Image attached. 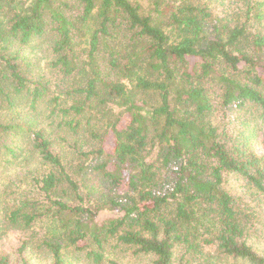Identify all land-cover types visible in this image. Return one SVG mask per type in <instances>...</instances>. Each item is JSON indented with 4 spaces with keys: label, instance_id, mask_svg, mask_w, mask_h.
I'll return each mask as SVG.
<instances>
[{
    "label": "trees",
    "instance_id": "obj_1",
    "mask_svg": "<svg viewBox=\"0 0 264 264\" xmlns=\"http://www.w3.org/2000/svg\"><path fill=\"white\" fill-rule=\"evenodd\" d=\"M244 4L0 0V264H264L224 185L264 198V1Z\"/></svg>",
    "mask_w": 264,
    "mask_h": 264
},
{
    "label": "rangeland",
    "instance_id": "obj_2",
    "mask_svg": "<svg viewBox=\"0 0 264 264\" xmlns=\"http://www.w3.org/2000/svg\"><path fill=\"white\" fill-rule=\"evenodd\" d=\"M141 1L144 4L146 3V0H141ZM249 1L261 2L264 0H249ZM205 2L213 10L214 14H216L219 17L231 16L232 13L241 14L245 6L244 4L245 0H205ZM263 25H264V21H263ZM255 26L256 25L253 24L252 28H254ZM232 111L233 110L226 113L229 116H231ZM239 112L240 113L238 115L241 117L244 114V111L242 110ZM249 115L251 114L246 113V117H248ZM218 116H222V113H219ZM239 116L234 114L231 116V118L234 120L230 124L231 129L233 131V133L230 135H228V133L223 129L222 126H220L218 123L216 124L219 126L220 131L223 130L224 134H226L227 136L234 137L239 132L248 131V128L246 127L243 128L242 125L239 124L242 118V117L238 118ZM250 126L255 127L254 128L255 134L251 142L252 149L258 154H263L262 140H263L264 125L261 120H256V121H251ZM224 185L226 190L230 194L240 199L245 209L252 210L253 211L252 213H254L257 216L256 222L259 225H254L253 229L251 230L252 233L250 237L251 238L250 242L254 243V247L256 249L264 252V198L262 196H257L255 194V190L249 189L248 186L246 185V182L240 176L235 174L228 175ZM10 237L11 239L5 238L4 240L0 241V245H1L0 249L5 251L9 249L12 250L16 246L18 242L17 238L15 236H10ZM34 262L35 264H43L41 261L37 259Z\"/></svg>",
    "mask_w": 264,
    "mask_h": 264
},
{
    "label": "clouds",
    "instance_id": "obj_3",
    "mask_svg": "<svg viewBox=\"0 0 264 264\" xmlns=\"http://www.w3.org/2000/svg\"><path fill=\"white\" fill-rule=\"evenodd\" d=\"M7 239H11V237H8Z\"/></svg>",
    "mask_w": 264,
    "mask_h": 264
}]
</instances>
